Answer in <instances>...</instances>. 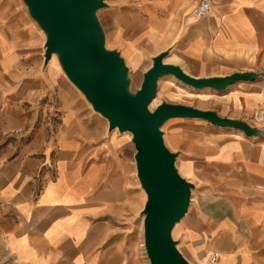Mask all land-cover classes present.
<instances>
[{
    "label": "crops",
    "instance_id": "0c3cea01",
    "mask_svg": "<svg viewBox=\"0 0 264 264\" xmlns=\"http://www.w3.org/2000/svg\"><path fill=\"white\" fill-rule=\"evenodd\" d=\"M137 1L146 14L145 41L152 57L168 51L165 63L179 65L193 77L260 73L223 90L191 87L197 94L217 92L229 107L220 115L247 121L262 135L209 123L215 132L201 138L211 145L204 146L202 154L188 152L183 159V166L193 172L195 179L188 180L198 184V194L186 221L178 223L176 238L191 264H206L214 253L215 264H264V120L255 117L264 105V0H210L215 11L206 16L195 15L202 0ZM45 41L19 1L0 0V142L25 127L20 103L12 102L15 85L27 74L49 83L57 78V64L50 60L45 64L43 59ZM63 95L59 135L48 143L37 142V151L46 146L39 157L30 155V145H23L11 159L9 142L0 149L1 264H108L109 260L139 264L134 251L87 247L91 239L97 245L104 237L100 227L90 231L86 223L87 215L106 207L105 189L100 190L104 171H122L121 157L135 155L134 143L128 155L119 137L103 141L102 129L95 138L83 106L70 94ZM182 124L181 137L187 140ZM32 143L35 148L36 142ZM106 150L114 162L112 169L107 167ZM43 160L55 161V169L43 168ZM195 171L214 175L208 181ZM42 181L46 182L40 190Z\"/></svg>",
    "mask_w": 264,
    "mask_h": 264
},
{
    "label": "water",
    "instance_id": "95a60500",
    "mask_svg": "<svg viewBox=\"0 0 264 264\" xmlns=\"http://www.w3.org/2000/svg\"><path fill=\"white\" fill-rule=\"evenodd\" d=\"M23 2L46 35L45 64L55 54L68 79L93 109L108 120L109 130L132 134L137 176L147 195L142 214L150 264H191L178 248L173 229L187 214L195 185L179 172L178 153L166 146L163 124L173 118H193L240 129L249 136H260L262 132L247 121L222 116L216 110L168 102L151 109L159 80L173 75L198 90H223L240 80H254L260 73L193 77L179 65L165 63L168 51H163L152 57L140 88L132 91L125 58L120 51L106 47L105 31L97 15L108 6L104 0Z\"/></svg>",
    "mask_w": 264,
    "mask_h": 264
},
{
    "label": "rangeland",
    "instance_id": "374dc122",
    "mask_svg": "<svg viewBox=\"0 0 264 264\" xmlns=\"http://www.w3.org/2000/svg\"><path fill=\"white\" fill-rule=\"evenodd\" d=\"M17 1H19L22 4V8L29 13L23 0ZM104 1L108 6L101 8L97 12V15L105 31L106 47L120 51L121 55L125 58L127 66L129 67L131 90L136 91L140 88L142 83V73L152 64V50H147L145 41V11L137 7V0ZM40 31L43 40H46L44 31L41 28ZM131 43L135 44L137 50ZM43 48L45 51V46H43ZM137 51L139 53L141 52L143 55L139 56ZM55 58L56 55L54 54L50 59V61H53L54 65L56 63L58 67L56 70L57 78L54 83L41 81L33 75L27 74L26 80L20 81L15 85L12 102L16 101L20 103V109H23V114L26 118L24 123L25 127L23 129L13 130L8 136H4L2 142H0L2 143L0 144V149H5L7 147L6 142H9L8 147L10 151L8 158L11 159L18 153L23 145L27 147L30 145L31 149L28 150L30 155L39 157L41 151H44L46 146L44 144L45 147L43 150L37 151L36 148L40 145L37 142L46 141L48 143L54 135H59L62 125V110L59 106L62 104V95L64 94L63 96H65L66 94L69 97L70 94L71 97H75V99L78 100L83 106V110H85V113L90 118L93 126L92 133H95L94 137L97 138V135L101 134L103 130V141H107L111 135L119 137L120 140H124L123 142L125 143H123L122 146L125 152L128 150L129 155L132 134L130 132H120L118 129L110 131L108 120L93 109L91 103L87 101L83 93L68 79L61 68L58 58L56 62L54 61ZM132 60L137 64H141V66L136 68L132 65ZM201 92L197 94V90L181 82L173 75L168 77L164 76L159 80L156 101L152 106L150 105V108L154 109L160 103L168 102L195 106L201 109L216 110L218 113L222 111L229 112V107L220 100L219 96H217V92H214V95L209 94L208 96H200L199 94H201ZM258 110L259 109H257L256 112ZM20 121H22V118ZM181 123H183L182 126H184V129L187 131L189 137L187 140L181 137ZM209 123L210 122L201 119L191 120L190 118H173L167 120L162 126L165 144L171 151L178 153L176 166L181 175L186 179H195V177L192 171H189L187 167L183 166V159L187 157L188 152L189 154H202V148L206 145H211L210 140L201 138L203 134L209 135L215 132L214 128L210 126ZM33 141L36 142L35 148L32 143ZM35 151L38 153L35 154ZM107 151L108 150H106L105 153L107 167L112 169L114 162L112 161L111 154ZM121 160L122 171H104V178L101 179L100 190L105 189V193L102 197L106 203L105 209L100 210L96 215H87L86 223L90 225V231H92V227H100L99 231H102L101 235H103L104 238L103 240L98 239V241H96L98 242L97 245H94L95 241L91 239L92 242L87 247H98L103 249L118 247L123 250L124 253L134 251L139 264H150L144 245V215L142 214L147 195L137 176L134 153L132 152L131 157H121ZM46 161H42L43 168L55 169V161ZM195 172L199 174V177L208 181L210 180V176L214 175V171ZM216 172L224 173L226 171ZM52 179L54 178L52 177L50 180ZM45 182L46 181L41 182L40 190H43ZM190 182L195 185L191 199L192 203L194 196L198 194V184L196 186L195 182ZM189 213L190 212L182 219L181 223L186 221ZM177 229L178 223L173 229V237L176 240L178 236ZM1 260L2 257L0 256V264ZM109 262L108 264H113L111 260H109Z\"/></svg>",
    "mask_w": 264,
    "mask_h": 264
},
{
    "label": "built area",
    "instance_id": "2783aa9c",
    "mask_svg": "<svg viewBox=\"0 0 264 264\" xmlns=\"http://www.w3.org/2000/svg\"><path fill=\"white\" fill-rule=\"evenodd\" d=\"M215 11V7L210 0H202L195 9V15L206 16L211 15ZM255 117L259 120H264V105L255 113ZM218 254L214 253L208 260L207 264H215Z\"/></svg>",
    "mask_w": 264,
    "mask_h": 264
},
{
    "label": "bare ground",
    "instance_id": "6f19581e",
    "mask_svg": "<svg viewBox=\"0 0 264 264\" xmlns=\"http://www.w3.org/2000/svg\"><path fill=\"white\" fill-rule=\"evenodd\" d=\"M131 63H132L133 66L138 65L137 63H135L134 60H132ZM199 95L200 96H208L209 94H207L206 92H201V94H199ZM155 101H156V98L152 101L151 106L155 103Z\"/></svg>",
    "mask_w": 264,
    "mask_h": 264
}]
</instances>
